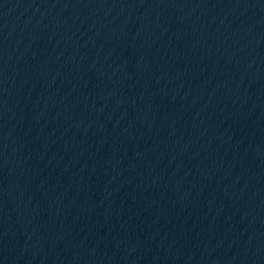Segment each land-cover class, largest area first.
<instances>
[{
	"label": "water",
	"instance_id": "water-1",
	"mask_svg": "<svg viewBox=\"0 0 264 264\" xmlns=\"http://www.w3.org/2000/svg\"><path fill=\"white\" fill-rule=\"evenodd\" d=\"M0 264H264V0H0Z\"/></svg>",
	"mask_w": 264,
	"mask_h": 264
}]
</instances>
